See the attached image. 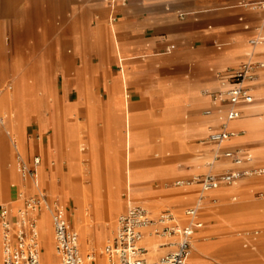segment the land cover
<instances>
[{
  "label": "crops",
  "instance_id": "1",
  "mask_svg": "<svg viewBox=\"0 0 264 264\" xmlns=\"http://www.w3.org/2000/svg\"><path fill=\"white\" fill-rule=\"evenodd\" d=\"M250 1L0 0V8H4L0 34H35L38 8L46 23L38 33L60 35L57 56L61 62L60 71L64 73L61 87L57 89L54 79L49 80L47 57L43 54L38 63L43 80L40 95L45 104L52 99L51 110L46 118L33 117L27 125L26 133L32 128L31 135L37 139L30 136L27 140L26 155L18 143L17 149L14 143L15 164L10 169L4 167L7 158L13 157L7 141L10 154L0 162V200L5 197V204L17 209L21 205L20 193L26 189L34 192L33 183L22 180L18 155L28 164L41 158L38 178L42 168L51 170L52 176H56L54 171L63 165L65 173L71 168L74 178L81 181L65 190L63 202L53 196L52 190L42 188L51 200L59 203L72 225L66 201L85 202L86 185L93 179L96 159L109 158L121 171L117 181L121 203L127 204L122 197L132 189L133 198L140 201L136 203L146 205L144 207L152 214L153 210L172 206L165 211L174 212L181 226L189 224L186 211L198 207V221L204 227L196 234L193 249L198 255L214 252L217 245L209 240L202 214L219 215L224 221L233 222L264 211V201L254 202L245 197L239 203L228 201L233 195H244L248 190L264 187V181L249 186L239 182L223 184L205 194L204 201H200L204 194L196 182L175 189H165L163 184L180 176L199 174L202 177L211 173L252 170L247 166L249 161L264 162V117L259 116L264 111V102H258L264 99V74H261L264 69L258 70L256 81L246 85L250 100L239 107L241 117L228 126L236 135L220 148L209 139L212 128L223 127L228 111L226 106L214 103L209 94L226 87L228 73L244 64L264 61V38L255 39L264 34V15L249 8ZM57 20L60 24H56ZM67 44L72 47L70 56L65 52ZM73 62L75 70L70 66ZM32 70L30 62L20 65L13 74L15 82ZM2 76L5 90L0 98L7 95L13 85L8 81L7 72ZM38 97L36 94L33 98L37 101ZM59 109H62L61 142L56 133ZM206 111H211L212 115L206 116ZM6 117L8 120L11 117L9 102H6ZM52 130L53 137L46 141L45 136ZM53 143L58 145L60 152L56 168L52 165L57 156ZM212 148L215 161L207 163ZM218 149L222 153L240 152L245 164L239 168L232 160L223 157L216 160ZM185 157L190 158V169L182 170L175 160ZM229 163L234 168H227ZM46 177L51 180V175ZM9 180L12 187L18 185V194L10 192ZM153 182H161V185L145 186ZM137 185L142 186L138 189ZM185 205L193 207L185 211ZM173 207L178 208V212ZM46 217L54 233L50 214L45 211L40 219ZM72 227L77 231L74 225ZM94 229L97 233L90 237V243L94 242L92 250L96 251L102 242L98 239L99 232H105L109 239L110 230L103 224L95 225ZM245 234V248L255 250L260 232ZM39 235L44 249L45 237ZM234 242V235L223 241L229 251L235 250ZM143 245L148 249L147 244L143 242ZM0 246V264H4L1 226ZM190 259L192 264H206L200 257L195 259L191 255Z\"/></svg>",
  "mask_w": 264,
  "mask_h": 264
},
{
  "label": "built area",
  "instance_id": "2",
  "mask_svg": "<svg viewBox=\"0 0 264 264\" xmlns=\"http://www.w3.org/2000/svg\"><path fill=\"white\" fill-rule=\"evenodd\" d=\"M257 5L264 11V0ZM259 69H264L263 63L244 64L236 71L227 74L224 85L226 87L223 90L209 94L214 103L228 108L223 127L212 128L209 137L210 142L219 148L236 135L228 126L230 122L241 117L239 107L250 100L246 85L257 80ZM205 115L210 116L212 112L206 111ZM15 148L17 149L16 143ZM222 157L232 160L239 168L245 164V159L238 151L230 150L222 153L218 149L216 160ZM17 159L22 180L31 181L34 192L27 189L22 191L19 195L21 205L17 209L10 204L0 206L4 264H44L41 260L43 242L39 235V220L45 211L52 219L55 250L60 264H86L80 251L79 233L72 227L59 203L51 200L38 183L41 158H35L33 164H28L20 155ZM259 172L264 173V171ZM256 173H258L256 170L240 169L199 177L194 181L202 187L204 195L200 201L205 200V194L218 189L221 185H233ZM185 184V181H178L176 186L182 187ZM186 216L189 218V224L181 226L178 217L171 210L155 216L144 206H131L119 217L117 234L105 248L108 264H192L190 258L194 238L199 230L203 229L204 224L198 221V207L188 209ZM149 234L165 238L178 237L179 240L174 244H168L167 246H173L172 250L158 261L152 262L147 257L150 250L143 246V241ZM87 260L90 264H97L93 255Z\"/></svg>",
  "mask_w": 264,
  "mask_h": 264
},
{
  "label": "rangeland",
  "instance_id": "3",
  "mask_svg": "<svg viewBox=\"0 0 264 264\" xmlns=\"http://www.w3.org/2000/svg\"><path fill=\"white\" fill-rule=\"evenodd\" d=\"M39 1V0H36ZM261 0H251L250 2L247 3L249 5V8L251 9H256V12L262 13L264 15V11L260 8V6H250V4H258ZM4 8H0V19L3 17L2 15V10ZM36 16H35V23L34 26L36 28V33L35 34H0V90H5L4 88V83H3V76L2 74L6 73L8 74L9 80L12 81L11 83L14 85V88H11L12 93H11V98L13 102V115L16 119V126H18V134L17 137L15 135L9 136L7 131L8 127V119H5V124L3 121L0 120V137H5L6 138V143L8 141L9 147L12 150L13 157H8L7 160L5 161V169H10L12 165L15 164V158H14V143H18L24 154H27V140L31 138L37 139L36 136H32V128L29 130L28 133H26V128L27 125L31 122L33 117L36 116H44V118L47 117V114L51 110V105H52V99L50 98V103L45 104L44 97L40 95V93L43 90V80L41 76L39 75L40 72L38 71V63L45 54L47 57V70H48V77L49 80L50 78L54 79L55 85L57 89L61 87V83L63 80V74L62 71H60V60L59 57L57 56L58 50L60 49L59 47V42H60V35L59 34H39V31H42L46 23H44L42 17L38 13V8H36ZM70 16V13H69ZM56 24H60V21L57 20ZM264 38V34L260 36V38L256 37L255 39L258 41L260 39ZM72 51V47L67 44L66 46V54L70 56V52ZM33 67V70L30 72H27L26 75H24L18 82H15V79L13 78V74H15L20 65H23L24 63H28ZM264 63V61H262ZM73 70L76 69V63L73 62L70 64ZM32 72V73H31ZM72 72V71H71ZM264 74V71H261V74ZM32 79V80H31ZM31 80V82L29 81ZM24 83L25 85L29 87H33L31 89V93L28 94L27 96H23L20 94L19 90V85L18 83ZM36 91V92H35ZM39 95L38 100L36 101L33 97L34 95ZM259 103L264 102L263 100L258 101ZM51 104V105H50ZM39 111V112H38ZM62 112V110H59ZM28 112V113H27ZM9 112H7V116H9ZM23 115L25 117H23ZM30 115V116H29ZM26 116H29L26 118ZM260 118L264 117V111L259 114ZM25 118V119H24ZM24 119V120H23ZM4 124V125H3ZM56 133H57V128H56ZM54 131L52 130L49 134L45 136L46 141L49 140V138L53 137ZM61 142V140H60ZM5 143L4 149L0 147V162L2 158H6L9 154L10 151L8 150V143ZM202 143L199 142V144ZM53 149L55 153L57 154L56 158L53 160V167H57L60 159H59V147L55 143H53ZM212 151L208 153V157L206 162L207 163H212L215 161V154H214V148L211 149ZM199 155H202L200 153ZM171 158V157H169ZM257 160V159H256ZM254 161H249L248 162V167H250L252 170H256L258 173H256L252 177H247L244 178L243 180L239 181L240 184L242 185H251L250 183H256L261 180L264 181V173L260 174L259 171H264V162H256ZM190 158L185 157L180 160H175V163L180 166H182V170H187L190 169ZM63 168V169H62ZM229 169L234 168L232 163H229L228 167ZM93 179L90 184H94L95 187L97 188L99 185H101L102 189L97 190V193L105 195V199L108 201L111 196V192L109 190V184H112L115 187V201L117 203V210L109 216V224H111V229H110V235L109 238H112V235L114 233V230L116 229V225L118 223L119 217L127 210L131 205H140V206H146L143 204H139L136 202L138 199H134L132 196V192L130 193L129 191H126L124 193V196L122 197L123 201L127 203L124 205L119 201V188L117 187V181L120 176V169L116 166V163L109 159H100L97 158L94 165H93ZM63 170V171H62ZM71 168L68 173H65L63 165H60L57 171H54V174L56 176H52V171L51 170H46V168L43 169V175L38 178V183L40 187H47L49 190H52V194L55 197H59L62 202H63V196L65 193V190L67 188L72 187L71 182L73 183H78L81 181H77L74 176L71 174ZM41 171V170H40ZM218 173H223V172H218ZM19 175V173H18ZM48 175H51V180L46 177ZM113 175V176H111ZM20 177V175H19ZM201 177V175L196 174L193 177H175L173 179L168 180L165 184H163L165 189H175L179 188L176 186V183L178 181H185L186 184L195 182L194 180ZM21 179V178H20ZM86 179H88V176H86ZM0 183H2V168H1V163H0ZM11 181L9 180V188L10 192L13 194H18V185L16 187H12L10 184ZM160 186L161 182H153L146 184L145 186ZM142 186V185H141ZM140 185L136 186V188H140ZM144 186V187H145ZM99 191V192H98ZM96 192V190H95ZM129 195V196H128ZM92 198L95 196L92 195ZM104 197V196H103ZM248 198L251 199L254 202H262L264 201V187H258V188H253L252 190H248L247 194L244 195H233V197H230L228 200L231 203H239L243 199ZM130 198V199H129ZM0 205L5 204V197L1 198L0 200ZM90 201H94V199H90ZM74 202L75 201H66V205L68 208V211L70 212L69 218L71 221V212L74 210ZM136 203V204H135ZM215 204H218L219 202L215 201ZM147 207V206H146ZM193 207L192 205H185L183 208L185 211ZM124 208L123 211L121 209ZM167 208H172V206H167L162 208L160 211L159 210H153L155 216H159L164 212ZM176 212H178V208L173 207ZM151 209V208H149ZM121 212H120V211ZM202 218L204 222L206 223V230L208 231V236L209 240L213 243H215L216 249L215 251H205L201 252L199 257L202 259L206 264H264V211H261L257 214L254 215H249V216H244L235 219L233 222H226L223 220V218H220L219 215H204L202 214ZM72 225L73 221H71ZM108 223V222H107ZM252 231H259L260 235L258 238V242L256 245V249H246L245 248V237L246 234L245 232H252ZM115 234V233H114ZM80 235V251L82 256H87V253H83V248L81 246V234ZM234 235L235 237V250L234 251H229L226 249L224 246L225 244L223 241L225 240L226 237ZM198 237V236H197ZM114 238V237H113ZM176 239V238H175ZM112 240V239H111ZM157 242L159 245L163 246L165 243V240H161L157 236ZM177 241L179 238L177 237ZM93 241H91V244L93 245ZM108 243L104 245V249ZM95 249V248H94ZM164 249V248H163ZM167 249V248H165ZM169 250H166V254ZM195 250L193 249L192 251V257L194 258V253ZM43 254V260L46 262V260H49V255ZM89 254V253H88ZM164 256V255H163ZM161 256V257H163ZM148 257V256H147ZM160 257V258H161ZM159 258V259H160ZM158 259V260H159ZM157 260V261H158ZM55 264V263H54ZM60 264V263H59Z\"/></svg>",
  "mask_w": 264,
  "mask_h": 264
},
{
  "label": "bare ground",
  "instance_id": "4",
  "mask_svg": "<svg viewBox=\"0 0 264 264\" xmlns=\"http://www.w3.org/2000/svg\"><path fill=\"white\" fill-rule=\"evenodd\" d=\"M31 80L30 81L28 80V81L31 82ZM18 85H19L20 94L23 96H27L28 94H30L31 89L33 88V87H29V86L25 85L22 82L18 83ZM11 88H14V85H12L10 87V90L7 91V95L5 94L0 98V120L3 121L5 124V119H7V117H6V102L7 103L9 102L10 103L11 117H10L9 122H8L7 130L11 135H15L17 137V134H18V128L17 127L18 126L15 125L16 119L12 113L13 102H12V98L10 97L11 93H12ZM3 91L4 90H0V94ZM9 94H10V96H9ZM59 110H62V109H59ZM59 110H58L59 124L57 126V134H59V138H60V140H62V138H63V132H62V128H61L62 112H60ZM29 116H26V118H28ZM23 117H25V116L23 115ZM5 143H6V138L0 137V147L2 149H4L3 147H5ZM130 156H131V154H130ZM43 169L44 168H42L40 171V176L43 175V172H44ZM78 183L77 182L76 183L71 182V186H75ZM101 187L102 186L99 185L96 188L94 184H90V183L87 184L86 185V201L83 203L75 201L74 202V210L71 212V216H70L71 221H73L75 228L81 234V246L83 248V253H85V254L87 253V256H84V258L86 260V264H90L87 259L91 255L95 256V259L97 260V264H108L109 261H108L107 256L105 255V249L103 247L106 243H109L114 239L113 237L116 236L117 230H118V223H117L116 229L114 230L115 234L113 233L112 238H109V239H106L107 235L105 232L101 233V231L99 230L100 232L98 231L99 232L98 239L100 241L102 240V242L99 241L100 243L97 245L96 251L92 250V245L90 243V237L92 235H94L95 233H97V231H95V229H94V226L95 225L100 226L103 224V225H106L110 230L111 224H109V221H108L109 216H111L117 210V203L115 201V197H116L115 196V187L112 184H109L108 188L111 192V196H110V199L108 201L105 199V197H106L105 195L97 193V190L102 189ZM95 190H96V192H95ZM130 191L132 192L133 190L131 189ZM92 195H94L95 198L94 197L92 198L91 197ZM90 199H94V201H90ZM47 218L48 217L42 218L39 220V233L43 234V236L45 237V241H46V246L43 249V252L45 254H48L50 258H49V260H46V262H44L43 256L41 254V260L44 264H54V263L59 264L60 262L58 260L56 250H55L52 227H51L50 223L47 224L46 223L47 221H45V220H47ZM178 221H179V224H181L180 218H178ZM147 236H151V237H147ZM147 236H146L147 238L145 237L143 242L145 244H147L148 249L150 250L149 254L147 256L150 259V261H152V262L157 261L161 256L165 255L166 250H168V248H173V246H167L168 244H174L177 241L176 240L177 237L166 238L164 245L166 246L165 248H167V249H163L161 247V245H159L157 242L158 240H157L156 234H149ZM194 253H195L194 258L197 259L199 257V255L196 252H194Z\"/></svg>",
  "mask_w": 264,
  "mask_h": 264
}]
</instances>
